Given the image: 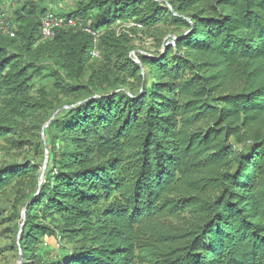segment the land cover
I'll use <instances>...</instances> for the list:
<instances>
[{"label": "trees", "instance_id": "trees-1", "mask_svg": "<svg viewBox=\"0 0 264 264\" xmlns=\"http://www.w3.org/2000/svg\"><path fill=\"white\" fill-rule=\"evenodd\" d=\"M51 1L0 33V142L37 157L0 166L20 264H264V0H68L98 59L41 39Z\"/></svg>", "mask_w": 264, "mask_h": 264}, {"label": "built area", "instance_id": "built-area-1", "mask_svg": "<svg viewBox=\"0 0 264 264\" xmlns=\"http://www.w3.org/2000/svg\"><path fill=\"white\" fill-rule=\"evenodd\" d=\"M21 0H8L9 5L12 6L10 10H7L5 7L0 8V33L4 36H8L10 38L14 37L13 28L15 23L11 18L12 11L17 7V3ZM52 4L50 2L47 3V11L43 14L39 21V33L42 40H50L53 38L54 32L58 29H77L81 30L84 33L90 35L92 38L93 48L91 51V57L93 59H98L99 54L96 49L98 44L99 37L103 34L102 30H94L87 26H85L82 21L73 19V18H65L61 16L59 13L62 11L60 9H52ZM116 33H127V29L131 27H135L137 29H141V26L136 23H130L127 21H115L114 26ZM177 39L175 37H170L164 40L161 50L163 51L167 48L174 49L176 47ZM60 242V239H58Z\"/></svg>", "mask_w": 264, "mask_h": 264}, {"label": "rangeland", "instance_id": "rangeland-1", "mask_svg": "<svg viewBox=\"0 0 264 264\" xmlns=\"http://www.w3.org/2000/svg\"><path fill=\"white\" fill-rule=\"evenodd\" d=\"M47 3L45 4V6L47 5ZM50 3L52 4L51 6L53 10L54 9L67 10L70 7V3L68 0H52ZM137 37L134 43L136 50L143 53H151L155 51L151 39L142 37L140 34ZM44 137H45V133H43L42 131L41 132L42 141L43 139H45ZM44 148H45V144L43 143V149ZM35 156L36 155H33V153L30 151L29 145L25 146L24 149L21 151H10L8 150L7 146H4L0 142V166H2L5 163H9L10 161H18L19 163L22 162L33 163L35 162V160H33V157ZM47 158H48V153L45 149L43 150V156L38 159L39 165H37L38 172L40 174V178H39L40 181H42L43 179ZM14 222L20 223L19 220H15L13 218L11 222H9V224L6 222L0 224V264H20L21 262L19 260L20 249L10 248L12 247V243L14 242V240L15 241L17 240V236H14V234L10 232V230L8 231V226L10 227L13 226ZM50 243L54 245L52 241Z\"/></svg>", "mask_w": 264, "mask_h": 264}, {"label": "crops", "instance_id": "crops-1", "mask_svg": "<svg viewBox=\"0 0 264 264\" xmlns=\"http://www.w3.org/2000/svg\"><path fill=\"white\" fill-rule=\"evenodd\" d=\"M9 3L8 0H0V8L5 7L7 10H10L12 6Z\"/></svg>", "mask_w": 264, "mask_h": 264}]
</instances>
